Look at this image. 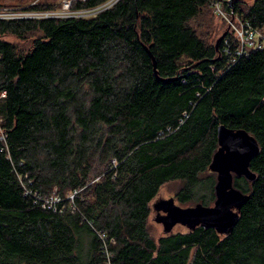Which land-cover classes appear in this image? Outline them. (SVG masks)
I'll use <instances>...</instances> for the list:
<instances>
[{
  "label": "trees",
  "instance_id": "trees-1",
  "mask_svg": "<svg viewBox=\"0 0 264 264\" xmlns=\"http://www.w3.org/2000/svg\"><path fill=\"white\" fill-rule=\"evenodd\" d=\"M213 2L118 0L89 17L0 19L9 148L0 143V264H105L95 230L108 235L112 264H264V45L234 62L222 18L218 46L205 39L193 22L214 15ZM233 5L264 31V0ZM9 36L30 37V47ZM219 124L260 147L256 179H233L250 195L238 224L229 235L199 226L156 238L150 216L163 185L181 183V206L213 204ZM53 194L56 210L43 208Z\"/></svg>",
  "mask_w": 264,
  "mask_h": 264
},
{
  "label": "water",
  "instance_id": "water-1",
  "mask_svg": "<svg viewBox=\"0 0 264 264\" xmlns=\"http://www.w3.org/2000/svg\"><path fill=\"white\" fill-rule=\"evenodd\" d=\"M234 1L231 0V3ZM226 32L217 39L216 46L225 37ZM148 52L156 72L155 58L149 50ZM217 139L218 148L209 165V170L216 174L213 204L195 203L181 206L174 196L155 199L152 203V210L155 213L153 219L162 225L164 234L173 233L175 226L180 224L188 230H195L199 226L211 227L220 235H229L238 224L240 211L250 195L235 187L233 179L234 176H244L248 181L256 179V173L250 169V162L260 147L257 139L247 130L234 129L225 124L218 125Z\"/></svg>",
  "mask_w": 264,
  "mask_h": 264
},
{
  "label": "built area",
  "instance_id": "built-area-1",
  "mask_svg": "<svg viewBox=\"0 0 264 264\" xmlns=\"http://www.w3.org/2000/svg\"><path fill=\"white\" fill-rule=\"evenodd\" d=\"M72 1L70 0L63 5V16L60 18L66 17H89L96 15L98 12L108 9L113 6L118 0H107L104 3L92 7V8H77L71 10ZM229 6V8H226ZM213 11L215 14L224 19L231 30L234 33L235 40L237 42V46L235 49H232L233 42L230 37H226L224 40V52L226 54L233 55V61L236 62L239 57H241L248 47L260 48L264 45V31L260 30L258 27H255L250 21L240 19L234 13V5L231 3V0H214L213 2ZM58 15L54 11H40L33 10L27 12H15L11 9L0 8V19H31V18H57ZM5 95V92H2L0 96ZM0 143L3 144L1 150H5L7 155H9V148L7 144V132L3 126V116L0 114ZM21 179V177H20ZM25 189V194L29 193V188L25 185L23 186ZM72 193L69 197L73 199L74 194ZM35 196V201L40 202V195ZM61 201L60 197L56 194L51 195L49 198H45L42 200L43 208H51L52 210H56L57 205ZM97 236L101 242V248L106 255V263L112 264L111 255L109 250V242L108 235L99 230H95ZM110 243H115L112 239Z\"/></svg>",
  "mask_w": 264,
  "mask_h": 264
},
{
  "label": "rangeland",
  "instance_id": "rangeland-1",
  "mask_svg": "<svg viewBox=\"0 0 264 264\" xmlns=\"http://www.w3.org/2000/svg\"><path fill=\"white\" fill-rule=\"evenodd\" d=\"M70 0H0V8H7L11 9L15 12H27V11H33V10H40V11H54L56 13L57 18H60L63 16V5ZM85 0H74L72 1L71 4V10L72 9H77V8H72L73 3L76 2H81ZM247 3H251L253 0H244ZM50 4L53 5V8H44V9H30L31 6L35 4ZM215 15V13H214ZM212 14V11H208L199 18H197L193 22V26L197 29V31L208 41L213 42L216 38L218 39L222 34L221 32L226 28L225 24L221 25V17H217ZM228 25V29H229ZM8 40L14 42L17 44V46L21 49H27L30 47L31 41L30 37L27 38L26 40H20L17 39L13 36L7 37ZM181 183L178 181L170 182L162 186L160 189L159 195L156 197L159 198H169L175 195L176 191L180 188ZM155 201V200H154ZM153 201V202H154ZM152 202V203H153ZM177 202V201H176ZM178 203V202H177ZM179 204V203H178ZM193 205V204H192ZM155 213L152 211L151 216H150V227H151V232L152 234L157 238L158 236L162 235L163 233V228L162 225L159 223H156L153 219ZM179 230H185L184 226H181L180 224L176 225L174 228V231H179ZM87 235V241L88 245L90 244V241L92 239V234L88 231L85 233Z\"/></svg>",
  "mask_w": 264,
  "mask_h": 264
}]
</instances>
